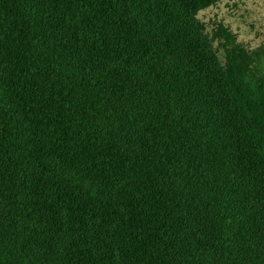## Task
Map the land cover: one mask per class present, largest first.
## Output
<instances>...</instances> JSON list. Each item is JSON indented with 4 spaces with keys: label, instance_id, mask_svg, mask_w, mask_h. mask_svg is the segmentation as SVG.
<instances>
[{
    "label": "trees",
    "instance_id": "16d2710c",
    "mask_svg": "<svg viewBox=\"0 0 264 264\" xmlns=\"http://www.w3.org/2000/svg\"><path fill=\"white\" fill-rule=\"evenodd\" d=\"M222 0H0V264H264V82Z\"/></svg>",
    "mask_w": 264,
    "mask_h": 264
},
{
    "label": "rangeland",
    "instance_id": "374dc122",
    "mask_svg": "<svg viewBox=\"0 0 264 264\" xmlns=\"http://www.w3.org/2000/svg\"><path fill=\"white\" fill-rule=\"evenodd\" d=\"M196 18L213 39L220 60L239 48L253 57L240 62L241 70L251 74L245 76L256 84L264 82V0H222Z\"/></svg>",
    "mask_w": 264,
    "mask_h": 264
}]
</instances>
